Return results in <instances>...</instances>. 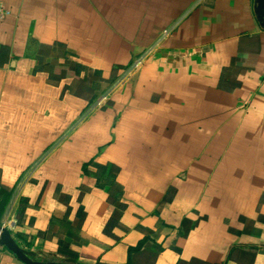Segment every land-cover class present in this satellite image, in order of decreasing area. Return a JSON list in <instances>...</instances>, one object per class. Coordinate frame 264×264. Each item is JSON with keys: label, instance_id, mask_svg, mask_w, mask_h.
Returning a JSON list of instances; mask_svg holds the SVG:
<instances>
[{"label": "crops", "instance_id": "obj_1", "mask_svg": "<svg viewBox=\"0 0 264 264\" xmlns=\"http://www.w3.org/2000/svg\"><path fill=\"white\" fill-rule=\"evenodd\" d=\"M0 4V225L20 247L45 262L264 264L255 0ZM74 65L77 80L57 72ZM0 264L24 263L0 247Z\"/></svg>", "mask_w": 264, "mask_h": 264}, {"label": "water", "instance_id": "obj_2", "mask_svg": "<svg viewBox=\"0 0 264 264\" xmlns=\"http://www.w3.org/2000/svg\"><path fill=\"white\" fill-rule=\"evenodd\" d=\"M254 14L260 26L264 29V0H255ZM0 247L12 253L24 264H84L80 262L39 261L34 252L28 251L13 239L11 233L0 225Z\"/></svg>", "mask_w": 264, "mask_h": 264}, {"label": "trees", "instance_id": "obj_3", "mask_svg": "<svg viewBox=\"0 0 264 264\" xmlns=\"http://www.w3.org/2000/svg\"><path fill=\"white\" fill-rule=\"evenodd\" d=\"M57 72L60 73V76L63 78H74L77 80L80 76V68L76 65L69 67L68 69H65L63 67H57ZM141 245L137 248L140 249Z\"/></svg>", "mask_w": 264, "mask_h": 264}, {"label": "built area", "instance_id": "obj_4", "mask_svg": "<svg viewBox=\"0 0 264 264\" xmlns=\"http://www.w3.org/2000/svg\"><path fill=\"white\" fill-rule=\"evenodd\" d=\"M8 14L9 11L2 4H0V22L5 20Z\"/></svg>", "mask_w": 264, "mask_h": 264}]
</instances>
